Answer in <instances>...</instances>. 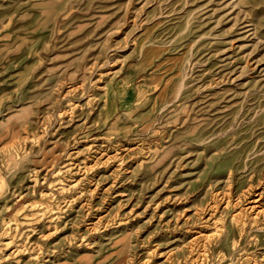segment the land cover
<instances>
[{"label":"rangeland","instance_id":"1","mask_svg":"<svg viewBox=\"0 0 264 264\" xmlns=\"http://www.w3.org/2000/svg\"><path fill=\"white\" fill-rule=\"evenodd\" d=\"M0 264H264V0H0Z\"/></svg>","mask_w":264,"mask_h":264}]
</instances>
